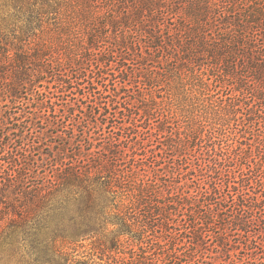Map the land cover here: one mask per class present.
Returning a JSON list of instances; mask_svg holds the SVG:
<instances>
[{"label":"trees","instance_id":"16d2710c","mask_svg":"<svg viewBox=\"0 0 264 264\" xmlns=\"http://www.w3.org/2000/svg\"><path fill=\"white\" fill-rule=\"evenodd\" d=\"M0 3L22 23L0 41V263L45 264L92 239L66 264H264V0ZM129 64L144 67L136 84L174 85L158 117L153 99L121 106ZM30 100V117L13 110ZM39 122L62 142L33 141ZM83 123L107 141H76Z\"/></svg>","mask_w":264,"mask_h":264},{"label":"rangeland","instance_id":"374dc122","mask_svg":"<svg viewBox=\"0 0 264 264\" xmlns=\"http://www.w3.org/2000/svg\"><path fill=\"white\" fill-rule=\"evenodd\" d=\"M4 15L7 18V14L0 7V41L1 42L2 41L3 42L4 41H10V40H14V37H21L22 33H21V30H20V27H21L22 23L21 22H14V21L13 22H9V21H7V19H5ZM12 23H14V24H12ZM57 36L58 35L54 34L53 36H51L50 39H48V41L51 44H53L51 50L56 49V47L60 44V41H58ZM110 42H112V41H110ZM59 53H61V49H60ZM150 65H155V64L152 63ZM111 66L113 67V64H111ZM129 66H130V68H129L130 72H129L128 76L125 77V79H128L127 80V84H126L127 86L122 91V93L120 94L121 106L130 108L131 106L141 105V103H145L144 98L145 99H149V100L153 99V101H148L147 103L149 104V106H151L155 110V116L158 117L159 115H161V113H163L164 110H166L165 108L167 106V104L165 103L167 101L165 99V97L162 98V100H164V101H162L163 103H159L160 100H161V96H165V93L167 92L168 89H170L171 92L172 91L174 92V85L167 84L168 80H166V79H168L169 77L166 78L164 75L161 76L163 81L160 82V85L155 87V88H149L148 85L147 86L146 85L143 86L141 83L140 84H136L135 83L136 80L134 81V76L138 75V74H136V72H137L136 69L139 68L140 70H144V67L141 69V67L136 65V64H134V65L133 64H129ZM148 69H153V67H149ZM110 72H114L115 73L114 70H110ZM116 80H118V79H116ZM248 80H250V78ZM169 85H171L170 88H168ZM218 85L219 84H217V83H213V85H211V87H209V91H208V93L213 95L215 98L218 97L217 93H219V95L221 93H225L224 88H219ZM260 87L264 88V84H262ZM48 97H52V96L48 95ZM41 98L42 97H40V96L37 97V99H41ZM51 99L53 101L55 100V98H51ZM35 100H36V98H35ZM35 107L36 106H35L33 100H30L29 103H26V104H23V105H22V103H16L14 105L13 110L16 111L17 113H20L24 117H30V115H31L30 113L34 110ZM257 107L259 109H264V101H261L260 103H258ZM134 111H135L134 108H132L131 112L133 113ZM136 112H138V111H136ZM122 120H123L122 116L119 115L117 120H116V122H114L113 124L119 125L122 122ZM154 124H151V126L154 125ZM176 124L177 125L178 124L183 125V123H181L179 121V122L173 123L172 124V128H176L177 127ZM239 128L240 127L233 126V128L230 131L237 132ZM80 129H81L80 131H83V133H81V132L77 133V135L75 137V140L76 141H81V143L84 146L86 145V147H88V145L83 140V139H85L86 135H90V136L95 135V137H99L100 139H102L100 141H103L104 139H105V142L107 141L106 137H107L108 133L106 132V130L104 131V129L103 130H101V128H94L93 129L90 126H88L87 124H85V123L82 124ZM44 130L49 132L50 138H47V141H48V144L50 145V147H53V146L55 147V146L58 145V143L62 142L60 138L55 136V130H53L52 128H50V129L46 128V125L43 122H39L36 125V128L34 130L36 132L30 134L32 136V138H33V141H38L33 136L37 135L39 133H42V131H44ZM260 130H261V128H260ZM110 134H111V136H116V134H113V133H110ZM40 136H41V134H40ZM148 137H149L148 134H142V133L138 136L139 139H144V140L147 139ZM152 140H154V138H152ZM246 142L247 143H251V144L253 143L252 140H248ZM129 144L124 142L123 145H128L129 146ZM150 148H152V146H150V143H149V146L146 147V150H148ZM47 149H49L48 146H42V150H43L42 152L43 153H51L49 150L47 151ZM139 151L142 152L143 150L141 149ZM167 153H169V154H167ZM167 155H170L169 151H167L166 153L162 154L163 159L167 158L168 157ZM169 158L165 159V161H167V163H169V161H171V160H168ZM150 161H152V157L151 156L148 158L147 164H149ZM257 229H258V226L254 225L251 228V232H255V231H257ZM148 234L151 237L157 236V233L154 232V231L148 232ZM263 239H264V237H263ZM91 240L92 239H86V240L78 241L75 244L68 245V247L64 248L63 252H65V254L62 255L61 259H59L58 256H54V257H51L52 258L51 261H47L45 264H66V259H68V258L70 259V258H73V257L76 258V259H82L83 258L82 256L86 255V252H90L89 251V244H90ZM105 240H106L105 241L106 245H109V243H110L109 239L107 238ZM259 247H260L261 250L257 251L258 252L257 257H262L261 256L262 253H260V251H263V254H264V246H259ZM133 250H134V246H129V245H123L120 248V252H122V254H121L122 256H127V255L131 254V252ZM154 260H155V258L151 257L147 262H149V264H152V263H154ZM260 261H262V260H260ZM249 262L253 263V261H249ZM0 264H8V263L2 262ZM10 264H12V263H10ZM253 264H255V263H253Z\"/></svg>","mask_w":264,"mask_h":264}]
</instances>
